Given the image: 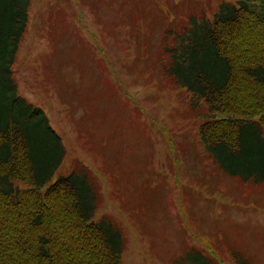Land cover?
Listing matches in <instances>:
<instances>
[{
    "label": "rangeland",
    "instance_id": "1",
    "mask_svg": "<svg viewBox=\"0 0 264 264\" xmlns=\"http://www.w3.org/2000/svg\"><path fill=\"white\" fill-rule=\"evenodd\" d=\"M225 1L238 0H30L13 77L66 151L45 188L88 175L122 264H190L192 249L264 264V183L221 168L200 134L204 99L165 70L176 35Z\"/></svg>",
    "mask_w": 264,
    "mask_h": 264
},
{
    "label": "trees",
    "instance_id": "2",
    "mask_svg": "<svg viewBox=\"0 0 264 264\" xmlns=\"http://www.w3.org/2000/svg\"><path fill=\"white\" fill-rule=\"evenodd\" d=\"M29 5L0 0V264H122V232L95 220L88 175L74 172L45 188L66 151L13 77ZM168 52L166 72L206 103L200 134L211 156L243 183H264V0L223 2L176 35ZM186 257L220 264L197 249Z\"/></svg>",
    "mask_w": 264,
    "mask_h": 264
}]
</instances>
